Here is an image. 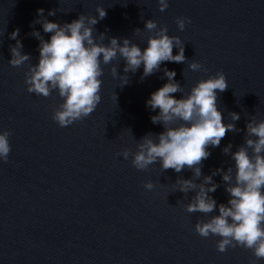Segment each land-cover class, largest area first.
<instances>
[{"label":"water","instance_id":"1","mask_svg":"<svg viewBox=\"0 0 264 264\" xmlns=\"http://www.w3.org/2000/svg\"><path fill=\"white\" fill-rule=\"evenodd\" d=\"M97 6L107 11L94 26L97 33L129 38L143 49L154 34L144 22L152 19L166 26L169 36L180 37L187 60L163 62L161 71L143 81L141 65L127 74L123 88L110 68L115 65L125 75L124 61H112L103 66L96 110L60 127L52 120L62 102L58 94L37 97L25 84L29 65L39 58V40L30 33L35 29L45 40L51 36L41 24L31 25L41 8L48 20L62 25L82 13L98 15ZM53 9L56 15L49 16ZM180 17L191 20L183 31L176 24ZM17 28L22 53L31 59L13 67L9 46L16 41L9 36ZM136 28L141 31L135 33ZM0 42V130L12 132L8 161H0V264H264L244 248L218 252L219 237L196 233L197 220H207L218 209L207 216L185 211L195 193L185 198L174 183L178 177L192 178V171H163L159 162L140 171L131 157L118 155L125 148L135 152L143 136L164 130L150 120L159 110L146 106L150 94L167 82L163 68L176 72L184 94L222 71L229 87L217 90L218 108L225 124L232 122L229 112L239 113L234 123L241 131L228 132L219 147L209 146L211 155L201 171L202 177L217 168L233 166L235 171L223 148L231 143L235 152L244 142L247 121L264 119V0H168L163 12L158 0H0ZM178 51L174 47L173 55ZM193 61L208 71H192L188 65ZM173 95L179 99L182 94ZM213 180L221 186L210 195L218 205L227 203L222 177ZM148 181L153 190L144 188Z\"/></svg>","mask_w":264,"mask_h":264},{"label":"clouds","instance_id":"2","mask_svg":"<svg viewBox=\"0 0 264 264\" xmlns=\"http://www.w3.org/2000/svg\"><path fill=\"white\" fill-rule=\"evenodd\" d=\"M158 5L159 11L163 12L168 8V0H158ZM44 11L43 8L37 10L38 18L31 26L34 29V25L39 23L43 32L51 36L45 40L35 29L30 33L39 40V58L37 64L29 65L25 84L27 91L37 97L48 98L53 92L58 94L62 102L53 109L52 120L60 127L82 121L96 110L101 101L103 66L112 64V61H124L125 75H119L115 65L110 68L114 78H121L120 87L123 88L129 83L127 74H135L141 65L143 74L140 80L143 81L161 71L163 62L185 63L187 60L180 37L169 36L167 27H158L152 19L144 22V29L154 34L148 36L147 47L142 49L129 38L97 33L94 26L107 16L106 9L101 6H97L96 16L82 13L77 19L62 25L48 20ZM57 11L49 10L48 15L54 16ZM186 23H191L190 18L176 20L181 31ZM19 31L17 28L9 36L16 41L15 45L9 46L11 59L8 63L13 67L31 59L30 54L22 53L23 45L17 39ZM140 31V28L134 30L135 33ZM174 47L179 50L175 55ZM188 67L192 71H208L197 61L191 62ZM163 73L167 82L150 94L146 106L152 111L159 110L150 120L153 124H161L164 130L159 134L147 133L137 143L135 152L125 148L118 155L125 160L131 157L132 166L140 171L157 162L163 171L172 169L181 173L186 168L192 171V178L178 177L174 183L178 186L176 191L184 193L185 198L189 192L195 193L185 205V211L207 216L218 209V214L211 215L207 220H197L196 233L203 238L219 237L216 242L218 252L240 247L250 250L256 260L264 259V119L247 121L244 142L235 152H231V143L223 148L224 154H231L235 171L233 166L226 171L217 168L211 175L202 177L203 161L211 155L209 146L219 147L228 132L241 131L234 123L240 119L239 113L229 112L232 122L225 124L218 108V91H226L228 82L224 73L218 71L207 79L199 80L184 94L183 87L175 80L176 72L165 67ZM178 92L182 94L179 99L173 95ZM115 98L117 100L116 93ZM11 135L10 130H0V161H8ZM216 175L222 177L229 195L227 203L219 205L210 195L221 186L213 180ZM201 177V182L196 183ZM154 187L151 181L144 184L149 191Z\"/></svg>","mask_w":264,"mask_h":264}]
</instances>
